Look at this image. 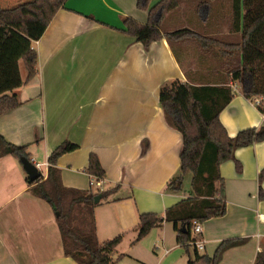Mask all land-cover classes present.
Instances as JSON below:
<instances>
[{"label": "crops", "instance_id": "crops-1", "mask_svg": "<svg viewBox=\"0 0 264 264\" xmlns=\"http://www.w3.org/2000/svg\"><path fill=\"white\" fill-rule=\"evenodd\" d=\"M30 1L0 0V8ZM158 1L151 0L149 8ZM181 2L163 17L162 32L188 28L240 41L237 0H215L214 10L208 3L201 14ZM148 11L137 8L136 0H63L42 36L31 44L36 74L12 92L19 106L0 115V135L12 145L28 147L42 178L55 148L64 142L77 145L56 163L66 188L91 189L86 169L90 155L98 159L105 174L100 193L108 194L95 204L96 237L100 243L121 237L111 256L113 264H186L190 254H183L170 223L136 240L139 215L162 218L190 192L188 174L180 192L167 190L179 171L182 138L164 119L159 90L176 80L215 85L227 78L223 63L208 55L194 64L204 68L208 80L192 75L197 72L191 68L186 41L161 39L143 48L126 33L123 20L146 24ZM232 85L237 90H231L232 99L219 114L231 138L264 126V114L243 97L237 83ZM263 170L264 141L236 149L233 160L219 166L226 211L201 224L205 244L200 256L211 258L220 243L235 239L244 242L226 250L219 264H254L258 255L264 256V224L258 220L264 216V177L258 181ZM30 185L18 160L0 158V264H77L64 256L55 214L29 192Z\"/></svg>", "mask_w": 264, "mask_h": 264}, {"label": "trees", "instance_id": "trees-1", "mask_svg": "<svg viewBox=\"0 0 264 264\" xmlns=\"http://www.w3.org/2000/svg\"><path fill=\"white\" fill-rule=\"evenodd\" d=\"M63 0H32L11 9L0 8V115L19 106L12 92L31 81L36 74L37 55L31 44L37 41L58 11ZM151 0H136L137 8L148 11L146 24L125 18L126 33L141 43L143 48L165 39L168 43L193 41L199 49L223 63L227 81L215 85H192L172 81L159 90V104L166 123L180 133L182 148L179 154V171L168 182L167 190L178 193L183 188L186 174H190L189 196L168 208L161 218L156 214H141L138 218L136 240L144 238L151 229L163 222L170 223L176 233V243L193 250V258L186 264H219L224 252L241 245L243 240H225L214 255L200 256L191 246L192 222L204 223L225 214L224 180L219 166L233 160L234 151L264 141V126L244 129L229 137L219 121L220 112L232 99L229 84L237 83L247 100L264 98V0H237L235 14L240 17V41L227 42L204 36L188 28L162 32L163 17L176 9L175 0H159L149 8ZM19 62L26 70L20 77ZM264 114V107L257 108ZM27 146H15L0 135V158L11 156L16 160H30ZM77 149V145L64 142L55 148L47 162L45 178L32 183L29 192L44 200L53 210L58 226L63 253L77 264H113L111 256L121 237L98 242L94 219V198L105 197L108 192H93L66 188L61 183L57 160ZM20 163V162H19ZM237 171L240 165L235 162ZM86 172L98 180L104 171L94 155H90ZM264 170L258 176L259 183ZM181 227H184L182 232ZM254 264H264L258 255Z\"/></svg>", "mask_w": 264, "mask_h": 264}, {"label": "rangeland", "instance_id": "rangeland-1", "mask_svg": "<svg viewBox=\"0 0 264 264\" xmlns=\"http://www.w3.org/2000/svg\"><path fill=\"white\" fill-rule=\"evenodd\" d=\"M176 1V3H177V7H181L182 5V2L181 1H185L183 4H186V5H188V6H191V7H193V8H191V9H196V10H198V11H200V14H201V10L203 9V8H205L204 6L206 5V4H208V3H210V5H211V9L212 10H214V8H213V6H212V4H211V2H213L214 3V1H212V0H175ZM181 3V4H180ZM188 3V4H187ZM216 3V2H215ZM180 5V6H179ZM185 5V6H186ZM177 7H176V9H177ZM175 10V9H174ZM173 10V11H174ZM223 26V25H222ZM222 29H224V27L222 28ZM191 30V29H190ZM193 31V30H192ZM222 31H224V30H222ZM226 36H225V34H223V35H218V36H214V38H217V39H220V40H223V41H227V42H232V41H234L235 42V40H228V39H226L225 38ZM186 42H188L189 44V48H190V53H191V61H192V66H191V68H192V70L195 72H197V74H192V75H194L195 77L197 76V75H199V76H201V75H203V79H201V81L202 82H206L207 80H206V77L208 76V74H203V72H204V68H198V66L199 65H197V67L194 65V64H196L197 62H198V59L200 58V56L202 57V55H207V53H205L204 51H202L201 49H199V47L197 46V44L195 43V42H193V41H186ZM211 55H208V57L210 58V59H212L211 57H210ZM219 59V58H218ZM220 64V63H219ZM220 66V65H219ZM20 67H21V71H22V73H23V75H24V73H25V70H24V67L22 66V64L20 65ZM194 67V68H193ZM187 69L189 68V66H187L186 67ZM218 68H220V67H218ZM225 69V68H224ZM206 70V69H205ZM225 75H226V72H225ZM198 77V76H197ZM190 80H192V79H190ZM196 80H198L199 81V79H197L196 78ZM41 170H42V172H44V168L42 167L41 168ZM44 174V173H43ZM188 175H190V174H188ZM188 177H190V176H188ZM189 182H190V179H189ZM183 254L184 255H187V253L185 252V249L183 248ZM189 254H190V258H193V250H192V248H189ZM198 254H200V255H202L203 254V251H198ZM187 257V256H186ZM179 264V263H178ZM181 264H185V263H181Z\"/></svg>", "mask_w": 264, "mask_h": 264}, {"label": "built area", "instance_id": "built-area-1", "mask_svg": "<svg viewBox=\"0 0 264 264\" xmlns=\"http://www.w3.org/2000/svg\"><path fill=\"white\" fill-rule=\"evenodd\" d=\"M232 90L236 91L237 87L235 85L230 86ZM250 102L256 107L263 106L264 107V98L263 97H254ZM36 168L40 171V166L35 164ZM41 172V171H40ZM89 186L95 192L102 191V179L98 180L92 176H90V183ZM258 220L264 224V216L259 215ZM191 239L189 242V246L193 247L197 252L204 250V241L201 238L202 235V225L199 222L193 221L192 228L190 231ZM257 251L260 253V249L257 248Z\"/></svg>", "mask_w": 264, "mask_h": 264}, {"label": "water", "instance_id": "water-1", "mask_svg": "<svg viewBox=\"0 0 264 264\" xmlns=\"http://www.w3.org/2000/svg\"><path fill=\"white\" fill-rule=\"evenodd\" d=\"M23 170L27 174L28 177V183L32 184L36 182L39 178H42L41 172L36 168L35 164L31 162V160H28L24 157L20 158L19 160ZM101 199V195H97L94 198V204H97L99 200ZM57 216V215H55ZM182 232H184V227H181Z\"/></svg>", "mask_w": 264, "mask_h": 264}]
</instances>
